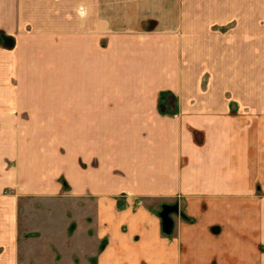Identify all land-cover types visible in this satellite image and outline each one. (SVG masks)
<instances>
[{"label":"crops","instance_id":"1","mask_svg":"<svg viewBox=\"0 0 264 264\" xmlns=\"http://www.w3.org/2000/svg\"><path fill=\"white\" fill-rule=\"evenodd\" d=\"M0 33V264H264V0H0Z\"/></svg>","mask_w":264,"mask_h":264},{"label":"water","instance_id":"2","mask_svg":"<svg viewBox=\"0 0 264 264\" xmlns=\"http://www.w3.org/2000/svg\"><path fill=\"white\" fill-rule=\"evenodd\" d=\"M0 37H2V39H3L2 41L6 45H8V46L12 45V43H11L12 39L9 36L0 33ZM178 211H179V204L178 203H175V204L165 203L162 205V210L158 211V214L160 215L161 220H162L163 232L165 234L170 235L172 233L173 226H174V220L172 219L171 214L174 212H178ZM182 215H183V213H182Z\"/></svg>","mask_w":264,"mask_h":264},{"label":"flooded vegetation","instance_id":"3","mask_svg":"<svg viewBox=\"0 0 264 264\" xmlns=\"http://www.w3.org/2000/svg\"><path fill=\"white\" fill-rule=\"evenodd\" d=\"M172 204H175V203H172ZM160 210H162V207H161V209ZM159 210V211H160ZM179 213H181V209H180V207H179V211L178 212H174V213H172L171 214V216H172V219H173V216L176 214V215H178ZM160 216V215H159ZM185 216V215H184ZM161 218V217H160ZM72 228H73V225H72Z\"/></svg>","mask_w":264,"mask_h":264},{"label":"rangeland","instance_id":"4","mask_svg":"<svg viewBox=\"0 0 264 264\" xmlns=\"http://www.w3.org/2000/svg\"><path fill=\"white\" fill-rule=\"evenodd\" d=\"M0 40L2 41L3 39H2V37H0ZM11 42V41H10ZM12 43V42H11ZM42 86V83L41 82H39L38 83V85H37V87H41ZM75 226V225H74ZM95 261V260H94Z\"/></svg>","mask_w":264,"mask_h":264}]
</instances>
